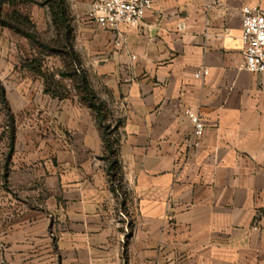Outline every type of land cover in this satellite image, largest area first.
<instances>
[{"label":"crops","instance_id":"0c3cea01","mask_svg":"<svg viewBox=\"0 0 264 264\" xmlns=\"http://www.w3.org/2000/svg\"><path fill=\"white\" fill-rule=\"evenodd\" d=\"M91 1L70 0L74 47L122 119L121 184L91 110L45 93L28 39L0 26V264H264V73L242 68L239 38L241 9L264 0H154L119 46Z\"/></svg>","mask_w":264,"mask_h":264},{"label":"trees","instance_id":"16d2710c","mask_svg":"<svg viewBox=\"0 0 264 264\" xmlns=\"http://www.w3.org/2000/svg\"><path fill=\"white\" fill-rule=\"evenodd\" d=\"M38 5L47 7L51 17V23L58 33H62L64 37L63 48L66 51L56 50L63 55L66 64V71L44 69V61L51 51L36 33L33 32L34 23L30 16L21 9L27 5ZM0 26L9 28L17 34L28 39L31 50L36 55L27 58L23 62V66L39 75L44 82V92L54 98L65 99L72 98L68 94L61 92L55 79L68 78L73 83V88L77 93L78 100L88 107L99 126L104 142L105 154L102 157L109 163L108 175L111 181L121 184V166L119 161V127L122 119H114L112 112L106 102L102 101L91 86L87 72L82 68L79 62V55L74 49V28L70 24L68 14L67 0H0ZM58 42V40H57ZM42 49H50V52L42 53ZM39 50V51H38ZM0 101L8 110L5 99L4 87L0 81ZM8 114V125L10 132H13V120L10 113ZM13 135H9V146L11 147Z\"/></svg>","mask_w":264,"mask_h":264},{"label":"built area","instance_id":"2783aa9c","mask_svg":"<svg viewBox=\"0 0 264 264\" xmlns=\"http://www.w3.org/2000/svg\"><path fill=\"white\" fill-rule=\"evenodd\" d=\"M154 0H92L87 16L96 28L116 31V46L123 38L121 26L139 27L146 13L153 9ZM240 41L243 47L242 68L252 73H264V8L244 6L241 9ZM203 70L201 73H205ZM197 73L196 76H199ZM194 124V134L200 136L204 125L198 114H189Z\"/></svg>","mask_w":264,"mask_h":264},{"label":"rangeland","instance_id":"374dc122","mask_svg":"<svg viewBox=\"0 0 264 264\" xmlns=\"http://www.w3.org/2000/svg\"><path fill=\"white\" fill-rule=\"evenodd\" d=\"M67 4H68V14L70 18V24L75 31L74 15L70 10V5H69L70 0H67ZM21 9H23V11L27 13L30 16L31 20L33 21L34 23L33 32L36 33L44 43L49 45L50 48L55 49L54 51H51V53H49L48 56H50L53 59V61L58 65V70L65 69L66 71L67 62L64 61L63 55L56 51V50L66 51V49L63 48L65 42L63 37L64 32L58 33L55 27L52 25L48 8L40 7L38 5L32 4V5L23 6L21 7ZM73 46H74V42H73ZM47 52H50V49H42L43 54ZM79 62L81 63L82 66V62L80 58H79ZM55 81L58 83L61 92L68 94L70 96L77 97V93L74 90L73 83L70 79L68 78L60 79L57 77ZM89 81L91 83L90 78ZM7 125H8V117H3V118L0 117V210L7 206L6 195L2 193V190H4V185L1 181V178L3 176L2 174L3 158L6 152L8 151L7 149L10 143L9 132L8 130H6Z\"/></svg>","mask_w":264,"mask_h":264}]
</instances>
